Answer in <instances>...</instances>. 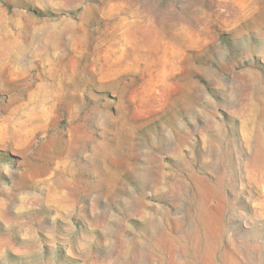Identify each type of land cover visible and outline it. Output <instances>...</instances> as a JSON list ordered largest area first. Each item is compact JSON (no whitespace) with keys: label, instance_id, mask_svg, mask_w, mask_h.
Returning <instances> with one entry per match:
<instances>
[{"label":"rangeland","instance_id":"obj_1","mask_svg":"<svg viewBox=\"0 0 264 264\" xmlns=\"http://www.w3.org/2000/svg\"><path fill=\"white\" fill-rule=\"evenodd\" d=\"M0 264H264V0H0Z\"/></svg>","mask_w":264,"mask_h":264}]
</instances>
